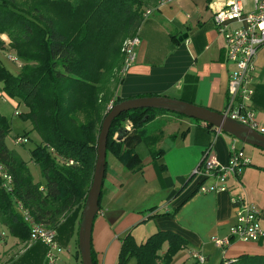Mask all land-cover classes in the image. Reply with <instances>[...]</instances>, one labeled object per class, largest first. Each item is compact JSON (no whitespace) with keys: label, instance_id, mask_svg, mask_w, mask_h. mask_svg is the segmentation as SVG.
I'll return each instance as SVG.
<instances>
[{"label":"crops","instance_id":"1","mask_svg":"<svg viewBox=\"0 0 264 264\" xmlns=\"http://www.w3.org/2000/svg\"><path fill=\"white\" fill-rule=\"evenodd\" d=\"M244 4L249 10L253 0H244ZM212 14L211 0H174L145 17L136 59L121 72L111 101L118 97L126 100L163 96L221 113L227 102L229 75L235 66L227 58L226 32L216 27ZM239 26L238 22L232 23L228 30ZM254 77L253 105L264 122V46L257 55ZM0 84L3 88L2 81ZM105 112L106 108L101 113ZM179 116L183 114L161 112L144 126L148 134L159 137L154 147L162 151L156 159L164 165L162 173L151 146L134 127L121 140L125 148L134 149V160L126 164L107 151L100 209L92 233V246L100 264H117L127 233L142 243L159 230L175 231L186 240L171 264H198L190 255L191 249L206 255L209 264L229 262L244 253L264 255V237L258 241L232 240L229 245L215 242V238H230V228L236 221L232 198L238 195L261 209L264 229V148L243 142L222 129L218 133L216 126L205 121ZM233 145L242 149L251 163L230 175L224 182L227 189L201 191V185L213 180H193L192 173L206 150L212 146L213 155L227 166ZM25 160L35 165L32 158ZM0 228L10 233L1 222ZM7 235L0 237V264H9L10 260L4 261L12 247L20 248L26 243L14 236L9 240ZM75 235L53 264L82 263ZM167 247L165 243L162 253Z\"/></svg>","mask_w":264,"mask_h":264},{"label":"trees","instance_id":"2","mask_svg":"<svg viewBox=\"0 0 264 264\" xmlns=\"http://www.w3.org/2000/svg\"><path fill=\"white\" fill-rule=\"evenodd\" d=\"M38 1L27 11L16 0H0V35L8 33L10 46L23 61L15 74L0 60V81L4 91L27 107L20 114L41 138L31 156L43 178L35 181L29 162L8 146L11 128L0 112V164L12 177L9 191L0 170V222L14 237L30 240V228L16 206L20 201L38 222L56 228L59 244L66 246L79 232L102 122L111 106L123 101L119 97L111 101L115 87L110 90L115 69L122 70V45L127 38L139 36L145 10L159 0ZM165 111L139 108L121 113L110 128L108 150L126 164L136 158L134 149L115 138L131 120L151 146L156 162L162 153L154 147L159 137L148 134L144 126ZM156 164L162 173L164 165ZM165 243L168 247L162 253ZM185 244L171 230H159L142 243L129 232L123 237L117 264H129L133 257L138 264H171ZM47 251V245L34 242L9 264H48ZM92 256L93 263L100 264L93 246ZM221 264H264V255L244 253Z\"/></svg>","mask_w":264,"mask_h":264},{"label":"built area","instance_id":"3","mask_svg":"<svg viewBox=\"0 0 264 264\" xmlns=\"http://www.w3.org/2000/svg\"><path fill=\"white\" fill-rule=\"evenodd\" d=\"M173 1L159 0L155 6L145 10L144 18L159 7ZM211 5L216 27L226 32L227 58L235 66L229 75L227 102L221 113L227 118L264 134V122L258 118L253 105L255 89L252 85L255 78L257 55L260 48L264 46V0H253L252 8L249 10L246 9L244 0H211ZM236 22L240 23V26L228 30L230 25ZM139 43L138 35L124 41L122 45L124 62L121 72L124 73L135 61ZM10 59L21 64L16 55H10ZM125 126L131 131L134 124L131 120H127ZM217 129L220 133L221 128L217 127ZM16 142L26 143L28 138L18 136ZM249 163L251 159L244 155L242 149L233 145L230 164L225 166L213 155L211 146L193 170L192 176L199 180H213L209 185H201V191L225 190L227 187L224 182L230 175L238 174L241 167ZM0 170L5 178L4 187L11 191L12 177L2 164H0ZM232 202L235 206L236 221L230 228V238H215V242L220 245H229L232 240L258 241L264 237V229L260 223L261 209L241 195L233 197ZM16 206L22 212L24 221L30 228V244L42 242L47 245L46 261L48 264L55 263L63 250V246L57 240L56 228L38 222L22 202L17 201ZM6 235L7 231L0 228V237ZM190 255L197 260L198 264H209L206 255L201 251L191 249Z\"/></svg>","mask_w":264,"mask_h":264},{"label":"water","instance_id":"4","mask_svg":"<svg viewBox=\"0 0 264 264\" xmlns=\"http://www.w3.org/2000/svg\"><path fill=\"white\" fill-rule=\"evenodd\" d=\"M139 108L163 109L202 120L221 128L225 132L233 134L243 142L264 148V134L225 117L219 111L211 110L205 106L163 96L137 97L116 103L111 107L101 125L93 182L89 189L79 223L78 241L82 264H94L92 256V233L94 220L100 209L99 202L105 176L110 128L114 119L121 113ZM129 132L130 129L124 126L117 132L115 138L121 141Z\"/></svg>","mask_w":264,"mask_h":264},{"label":"rangeland","instance_id":"5","mask_svg":"<svg viewBox=\"0 0 264 264\" xmlns=\"http://www.w3.org/2000/svg\"><path fill=\"white\" fill-rule=\"evenodd\" d=\"M16 1L18 2V7L20 9H24L27 11H29L30 9L32 10L33 7L37 3H39L38 0H16ZM246 1L247 0H245V2ZM0 37H1L0 39H2L3 41V46H0V60L13 73L15 74L20 73L21 67L23 65V61L20 57H18L19 61L21 62V64H19V62H14L10 59V55L17 56V52L15 49H13L10 46V37L8 33L5 32L2 35H0ZM123 60H124V55H123ZM120 71L121 69H119V67L115 69V77L113 78L114 83L110 85V90L114 89V87L116 89L117 80H119L120 78V73H121ZM25 111H27V107L24 105V103L23 102L19 103L18 99H16L15 97H12L9 93L4 91V89L1 87V84H0V112L3 116H5L11 128L9 135L7 136V144L12 149L17 150L24 159H29L30 161V159L32 158L31 150L37 145L38 142H40L41 139L37 135V132L33 130L32 122L30 120L24 119L21 116L20 113L25 112ZM165 112L170 115H176V116L180 115L173 111H165ZM158 113H161V112H158ZM179 117H183V116H179ZM186 118L191 119L189 117H186ZM192 119L196 120L194 118ZM159 122L161 121H158L157 123ZM18 136H29L30 139L25 144H18L15 142V138ZM30 168L33 173L35 181L42 179L41 171H40L39 166H37V164L35 165L31 164ZM196 178L197 177H195L193 180H196ZM7 236L9 240L13 239V235H11L10 233ZM8 238L5 241H8ZM76 239H78V233L75 235V241ZM23 242H26L25 246L20 244V248H18L17 246H14L10 249V253L4 262H7L10 260L9 263H12L13 261L16 260V258H18L22 254L21 253L22 250L30 244V240L23 241ZM137 263L138 262H136L135 258L133 259L131 258L130 264H137Z\"/></svg>","mask_w":264,"mask_h":264}]
</instances>
